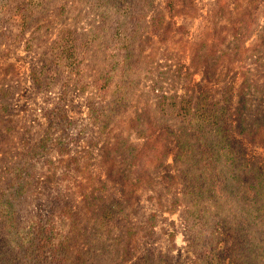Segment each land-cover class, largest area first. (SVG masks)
<instances>
[{
    "label": "rangeland",
    "instance_id": "374dc122",
    "mask_svg": "<svg viewBox=\"0 0 264 264\" xmlns=\"http://www.w3.org/2000/svg\"><path fill=\"white\" fill-rule=\"evenodd\" d=\"M96 1L48 0L24 29L0 8V193L15 165L37 166L17 227L51 219L65 264H264L234 224L237 213L264 214V0H175L173 12L166 0L133 3L146 15L132 21L133 67L113 74L98 108L105 121L89 117L101 101L93 80L123 50L111 37L118 13L105 7L106 20ZM63 28L85 43L82 79L60 73L39 88L33 71L51 64ZM183 99L187 121L169 113ZM55 106L69 126L52 122ZM197 112L225 191L204 171ZM2 225L0 264H29Z\"/></svg>",
    "mask_w": 264,
    "mask_h": 264
},
{
    "label": "trees",
    "instance_id": "16d2710c",
    "mask_svg": "<svg viewBox=\"0 0 264 264\" xmlns=\"http://www.w3.org/2000/svg\"><path fill=\"white\" fill-rule=\"evenodd\" d=\"M0 8H7L10 11V18L16 19L21 28H26L32 19L36 16V12L42 10V5L48 0H0ZM50 1V0H49ZM140 0H97L96 5L104 8L102 13L107 20V9L105 7H112L117 17L115 19V30L111 35L112 39L121 37L122 54L118 56L115 54H108L104 66L98 69L93 83L96 86L98 92L99 101L95 106L92 105L89 117L93 121H105V116L100 109L103 107L102 101L105 94L109 90L110 80L113 74L117 73L118 69L123 68V73L129 71L133 64L130 61V49L133 37L137 31V23H133L135 20H141L145 17L143 10L137 9L136 5ZM144 3L149 0H143ZM167 9L173 12L175 7V0H166ZM122 4V6H120ZM124 4V5H123ZM133 7V8H132ZM120 8V10L118 9ZM118 9V10H117ZM133 21V22H132ZM163 21V14L156 12L150 17V24L154 30L161 28ZM130 23V24H129ZM1 28V26H0ZM81 39L80 35L70 28H63L58 33L56 39L50 45L49 61L51 64L45 63L41 69H34L33 74L35 76V84L37 87H49L51 80L49 76L55 77L62 73L66 74L68 79H72L75 82H80L83 73V62L87 49H84V41L78 45V40ZM105 43V42H104ZM118 49V48H117ZM84 55V56H83ZM107 55V56H108ZM67 81H65L66 83ZM85 85L81 84L80 87ZM190 100H182L180 102H173L170 104V114L182 116L188 120L187 116L190 114ZM99 108V109H98ZM59 106H55L50 109L49 117L52 122L57 124H64L69 126L67 121V115L64 110H61ZM197 120L199 121L205 113L197 112ZM193 126V129L202 140L201 146V159L204 162V171H208L211 177H214L219 183V189L222 192L225 191L223 184L224 175L220 172V168L217 165L215 159L212 156V144L208 141L206 136V128L203 121ZM66 134L63 133L57 140V150L60 153L67 152L65 146L61 140L65 139ZM186 149H182V155L186 153ZM188 152V151H187ZM36 152L32 154L35 155ZM36 163L34 160L29 163L17 164L14 166V175L12 180L8 183L6 188L0 193V218L2 227L6 228L10 232L11 239L17 244L21 251V258L23 263L29 264H65L67 260V241L63 237L58 235L56 226L51 219H45L43 216L31 219L26 224L17 227V213L16 202L23 196L36 174ZM220 179V180H219ZM261 182H257L260 185ZM257 185V186H258ZM256 186V185H255ZM258 193V190L255 191ZM255 196V195H254ZM254 198V197H253ZM263 205V204H262ZM237 220L234 223L236 229L239 231L238 239L246 245L258 247L260 250H264V214H254L251 210L246 212L237 213ZM263 243V244H262ZM209 247H206L208 252ZM205 252V255H206ZM256 257L258 253L254 254ZM216 257V256H215Z\"/></svg>",
    "mask_w": 264,
    "mask_h": 264
}]
</instances>
